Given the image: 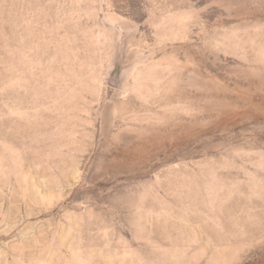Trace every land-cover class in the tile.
<instances>
[{
	"label": "rangeland",
	"instance_id": "374dc122",
	"mask_svg": "<svg viewBox=\"0 0 264 264\" xmlns=\"http://www.w3.org/2000/svg\"><path fill=\"white\" fill-rule=\"evenodd\" d=\"M0 264H264V0H0Z\"/></svg>",
	"mask_w": 264,
	"mask_h": 264
}]
</instances>
